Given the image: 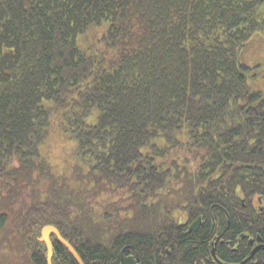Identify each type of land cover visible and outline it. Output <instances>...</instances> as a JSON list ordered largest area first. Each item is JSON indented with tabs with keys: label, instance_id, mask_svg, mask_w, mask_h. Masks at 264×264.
<instances>
[{
	"label": "trees",
	"instance_id": "obj_1",
	"mask_svg": "<svg viewBox=\"0 0 264 264\" xmlns=\"http://www.w3.org/2000/svg\"><path fill=\"white\" fill-rule=\"evenodd\" d=\"M256 205L264 0H0V264H48L47 225L145 264L199 215L264 232Z\"/></svg>",
	"mask_w": 264,
	"mask_h": 264
},
{
	"label": "flooded vegetation",
	"instance_id": "obj_2",
	"mask_svg": "<svg viewBox=\"0 0 264 264\" xmlns=\"http://www.w3.org/2000/svg\"><path fill=\"white\" fill-rule=\"evenodd\" d=\"M255 209L261 212L264 207L256 205ZM234 216L224 213L217 217L211 213V218L206 219L199 215L187 226L182 239H158L160 243L145 264H264V232ZM198 219V226L192 230ZM127 249H122L121 261L123 253L133 256L136 264H143Z\"/></svg>",
	"mask_w": 264,
	"mask_h": 264
},
{
	"label": "water",
	"instance_id": "obj_3",
	"mask_svg": "<svg viewBox=\"0 0 264 264\" xmlns=\"http://www.w3.org/2000/svg\"><path fill=\"white\" fill-rule=\"evenodd\" d=\"M199 222H200V219H198V221H196L191 226V229L192 230L195 229L198 226ZM53 236H56L58 241L69 250V252L72 254V256L74 257V259L76 260L78 264H85L82 258L80 257L79 253L74 248V246L66 238H64L60 230L53 225H47L43 228L41 237L39 240L45 243L47 246L48 264H53V256H54V246L52 242ZM122 262L123 264H136V260L133 256H125L123 253H122Z\"/></svg>",
	"mask_w": 264,
	"mask_h": 264
},
{
	"label": "rangeland",
	"instance_id": "obj_4",
	"mask_svg": "<svg viewBox=\"0 0 264 264\" xmlns=\"http://www.w3.org/2000/svg\"><path fill=\"white\" fill-rule=\"evenodd\" d=\"M2 257V255L0 254V258ZM2 259V258H1ZM13 258H11V260H12Z\"/></svg>",
	"mask_w": 264,
	"mask_h": 264
}]
</instances>
